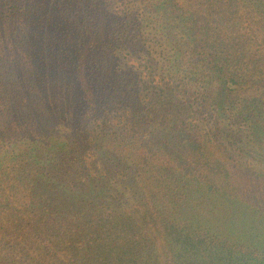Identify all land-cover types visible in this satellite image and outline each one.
Listing matches in <instances>:
<instances>
[{
    "label": "trees",
    "instance_id": "1",
    "mask_svg": "<svg viewBox=\"0 0 264 264\" xmlns=\"http://www.w3.org/2000/svg\"><path fill=\"white\" fill-rule=\"evenodd\" d=\"M114 1L0 0V264H264V0Z\"/></svg>",
    "mask_w": 264,
    "mask_h": 264
},
{
    "label": "rangeland",
    "instance_id": "2",
    "mask_svg": "<svg viewBox=\"0 0 264 264\" xmlns=\"http://www.w3.org/2000/svg\"><path fill=\"white\" fill-rule=\"evenodd\" d=\"M124 2H129V0H124ZM120 5H122V2H121V0H115L114 2H113V8L114 9H117V7H119ZM123 17H120L119 18V20L120 19H122ZM135 19H137V17L135 16ZM117 45H120V44H117ZM109 51H113V55H114V57H115V59L116 60H118V63H117V65H129V64H131L132 62L131 61H129V59H130V57L132 56H134V54H131V56L128 54V50H126V49H124L123 47H118V48H112V49H110ZM160 60V59H159ZM140 60H138V62H139ZM146 61V60H145ZM145 61L144 62H142V64L144 65L145 64ZM140 66H139V64L138 65H136L134 68H136L138 71H140V68H139ZM70 157H68L69 159L71 158H76V159H78V157H77V155L75 154V153H73L72 155H69ZM64 160L65 159V157L64 158H59L57 161H61V160ZM65 160H67V159H65ZM108 161H111V160H109L108 159ZM263 161H264V156H263Z\"/></svg>",
    "mask_w": 264,
    "mask_h": 264
}]
</instances>
